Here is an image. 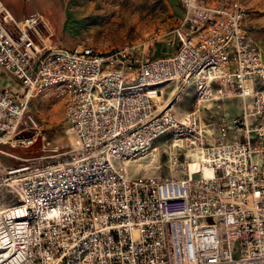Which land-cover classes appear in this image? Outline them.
Instances as JSON below:
<instances>
[{
	"label": "built area",
	"instance_id": "obj_1",
	"mask_svg": "<svg viewBox=\"0 0 264 264\" xmlns=\"http://www.w3.org/2000/svg\"><path fill=\"white\" fill-rule=\"evenodd\" d=\"M179 2L178 25L101 52L54 45L41 15L17 19L0 0V70L23 87L0 89V155L16 161L4 181L19 192L0 209V264H264V50L247 36L239 0ZM159 43L175 53L151 58ZM202 61L218 68L200 74ZM172 85L178 96L195 88L186 120L159 106ZM50 88L70 149L30 111ZM231 100L238 114L202 117ZM166 134L182 178L134 173ZM39 138L29 156L2 148Z\"/></svg>",
	"mask_w": 264,
	"mask_h": 264
},
{
	"label": "rangeland",
	"instance_id": "obj_2",
	"mask_svg": "<svg viewBox=\"0 0 264 264\" xmlns=\"http://www.w3.org/2000/svg\"><path fill=\"white\" fill-rule=\"evenodd\" d=\"M13 16L23 19L31 14H39L47 23L42 27L43 35L54 45L67 49L92 47L101 52L123 47L127 43L143 39L157 28H172L184 16V8L179 0H2ZM246 8L244 29L247 36L264 50V0H242ZM145 36V37H144ZM175 53L165 44L159 43L151 51L153 59L171 56ZM10 88L23 92L19 80L12 74L0 70V89ZM169 86L159 102V106H174L180 120L196 107V93L193 86L180 92ZM30 111L39 119L48 139L64 149L76 145L65 117L63 101L55 89L50 88L36 97ZM240 111V101H214L202 107V117L216 119L224 112L232 115ZM25 135H29L28 132ZM42 138L30 149L2 145L3 150L18 156L32 155L39 150ZM174 138L162 135L155 140L153 149L132 171L142 177L158 179L182 178L181 167L171 161ZM157 148V150H155ZM27 152V154H25ZM0 209L17 202L18 188L6 182L4 168L16 166L12 158L0 155Z\"/></svg>",
	"mask_w": 264,
	"mask_h": 264
},
{
	"label": "bare ground",
	"instance_id": "obj_3",
	"mask_svg": "<svg viewBox=\"0 0 264 264\" xmlns=\"http://www.w3.org/2000/svg\"><path fill=\"white\" fill-rule=\"evenodd\" d=\"M239 9H246L242 0H239ZM152 33H154V31L148 33L146 37L150 36V34H152ZM85 48H87L88 50H92V51H98L97 49L92 48V47H85ZM210 68H218V61H202V62H200V74H208Z\"/></svg>",
	"mask_w": 264,
	"mask_h": 264
}]
</instances>
